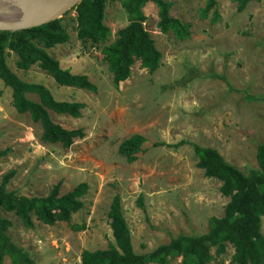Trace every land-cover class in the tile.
<instances>
[{"label": "rangeland", "instance_id": "1", "mask_svg": "<svg viewBox=\"0 0 264 264\" xmlns=\"http://www.w3.org/2000/svg\"><path fill=\"white\" fill-rule=\"evenodd\" d=\"M122 1H106L103 21L110 35L105 42L80 41L75 13L69 11L60 17L68 39L47 49L62 68L86 75L95 92L60 86L36 65L18 69L16 56L6 55L20 79L43 84L58 101L83 103L78 117L49 110L53 122L82 129L83 136L64 148L40 139L39 123L16 112L11 89L0 79V183L11 174L6 188L29 197L46 195L56 183L59 194L87 184L83 207L70 218L84 225L79 231L67 222L47 225L35 218L27 228L2 211L11 221L10 239L36 264H79L82 250L113 242L107 211L115 194L136 253H147L171 236L205 233L208 219L222 216L228 197L219 192L218 179L196 166L193 145L215 148L243 172L257 168L256 145L264 140V103L255 99L264 97V0L250 1L241 11L233 0H215L207 13L206 0H166L169 15L190 26L183 40L158 30L157 8L147 2L143 27L161 53L160 64L150 73L136 61L115 88L101 48L128 23ZM13 5L0 11V26L28 21L13 16ZM132 134L144 141L127 162L118 146ZM261 232L264 236V215ZM225 245L219 256L211 247L207 264H231L232 247ZM2 264H9L7 256ZM170 264H182L181 258Z\"/></svg>", "mask_w": 264, "mask_h": 264}, {"label": "trees", "instance_id": "2", "mask_svg": "<svg viewBox=\"0 0 264 264\" xmlns=\"http://www.w3.org/2000/svg\"><path fill=\"white\" fill-rule=\"evenodd\" d=\"M106 1L113 0H81L69 10L75 13L76 37L80 41L98 44L107 40L110 30L103 21ZM233 1L236 2V9L241 11L253 0ZM147 2H153L157 8L156 27L160 32H171L179 40L190 36L189 24L169 15L170 2L123 0L128 23L119 28L113 40L101 48L115 88L130 76L131 67L136 61L140 68L150 73L160 64L161 53L143 27V7ZM215 4V0H206L203 12L214 9ZM67 39L68 34L60 17L13 30L0 29V79L11 89L14 109L20 114L27 113L30 120L39 123L42 141L59 143L64 148L70 147L75 138L83 136L82 129H66L53 122L49 118V110L78 117L83 103L58 101L43 84L20 79L7 65L6 55L13 53L16 56L15 66L18 69L28 70L36 65L60 86L95 92V84L86 75L62 68L59 61L47 52L48 48ZM27 93L35 94L37 99L28 98ZM255 99L264 103V97ZM143 141V136L132 134L121 141L118 152L127 162H132ZM193 150L197 157L196 166L203 170L205 176L218 179L221 182L219 192L228 197L222 216H211L205 233L171 236L168 242L139 254L131 245L120 197L115 194L107 211L113 242L104 249L82 250L80 264H170L176 257L181 258L182 264H207L211 258V247L214 246V254L219 256L224 253L226 243L233 249L231 264H264V236L261 232V218L264 215V140L256 145L257 168L248 172L227 162L215 148L193 145ZM10 175L4 176L0 183V264L5 256L9 264H33L29 253L16 245L7 234L11 221L2 215V211L13 213L27 228L33 227L35 218L47 225L67 222L72 230L79 231L84 225L71 223L70 218L83 207L82 197L87 191V184L80 182L59 194L56 183L46 195L29 197L6 188ZM137 203L142 206L141 196Z\"/></svg>", "mask_w": 264, "mask_h": 264}, {"label": "water", "instance_id": "3", "mask_svg": "<svg viewBox=\"0 0 264 264\" xmlns=\"http://www.w3.org/2000/svg\"><path fill=\"white\" fill-rule=\"evenodd\" d=\"M81 0H8L5 8L17 6L13 16L27 18L28 21L7 27L0 26V29H15L24 26L36 25L48 20L61 17L65 12L72 9ZM1 2V0H0ZM14 8V9H15ZM11 13L10 11H7Z\"/></svg>", "mask_w": 264, "mask_h": 264}, {"label": "bare ground", "instance_id": "4", "mask_svg": "<svg viewBox=\"0 0 264 264\" xmlns=\"http://www.w3.org/2000/svg\"><path fill=\"white\" fill-rule=\"evenodd\" d=\"M7 3H8V0H1V2H0V11L4 10V8H5Z\"/></svg>", "mask_w": 264, "mask_h": 264}, {"label": "crops", "instance_id": "5", "mask_svg": "<svg viewBox=\"0 0 264 264\" xmlns=\"http://www.w3.org/2000/svg\"><path fill=\"white\" fill-rule=\"evenodd\" d=\"M232 252H233V249H232ZM31 259L33 260V264H36L35 261H34V259L32 257H31ZM79 264H80V259H79Z\"/></svg>", "mask_w": 264, "mask_h": 264}]
</instances>
